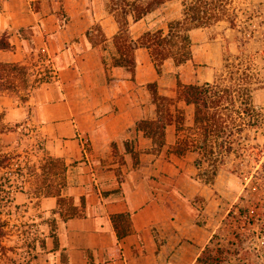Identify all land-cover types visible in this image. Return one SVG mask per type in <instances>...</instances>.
<instances>
[{"label": "crops", "instance_id": "0c3cea01", "mask_svg": "<svg viewBox=\"0 0 264 264\" xmlns=\"http://www.w3.org/2000/svg\"><path fill=\"white\" fill-rule=\"evenodd\" d=\"M145 28L141 19L128 33L135 40ZM117 31L104 0H0V39L9 44L0 62L50 69L24 106H0V122L38 123L47 156L66 166L59 194L77 208L63 218L53 212L57 196L39 199L55 224L34 264H198L215 235L221 203L191 176L193 153L169 152L175 126H166L159 151L133 129L154 117L146 84L160 76L144 48L134 50L132 70L113 65ZM179 105L190 124L192 107ZM120 214L129 215V232L118 239L111 217Z\"/></svg>", "mask_w": 264, "mask_h": 264}, {"label": "rangeland", "instance_id": "374dc122", "mask_svg": "<svg viewBox=\"0 0 264 264\" xmlns=\"http://www.w3.org/2000/svg\"><path fill=\"white\" fill-rule=\"evenodd\" d=\"M179 9V1L170 0L145 19L146 27L162 26L160 22L175 17ZM189 36L191 59L179 67L166 62L157 88L168 92L175 90L176 80L203 83L226 78V65L239 67V76H249L260 123L236 136L234 152L223 158L213 175L206 162L196 165L200 156L193 153L191 176L205 183L221 203L220 221L210 244L223 249L219 264H264V0H228L223 20L192 30ZM17 68L10 76L12 87L0 91L3 109L11 102L24 106L41 85L38 79L47 78L43 76L47 66L42 64L28 63L23 71ZM0 130V154L12 157L0 167V264H34L55 224L52 214L39 209V199L45 192L60 190L61 162L49 160L36 121L0 122ZM186 162L191 164V160ZM67 208L66 201L55 210L64 215ZM200 210L196 207L194 212ZM219 212L210 210L214 218Z\"/></svg>", "mask_w": 264, "mask_h": 264}, {"label": "trees", "instance_id": "16d2710c", "mask_svg": "<svg viewBox=\"0 0 264 264\" xmlns=\"http://www.w3.org/2000/svg\"><path fill=\"white\" fill-rule=\"evenodd\" d=\"M169 1L104 0L105 9L113 15L118 26L117 33L112 37L114 66L132 70L134 50L144 48L155 73L160 76L166 62L179 67L191 59L192 42L189 33L192 30L208 27L223 20L227 15L228 0H178L180 9L175 17L160 22L162 26L158 24L156 27L147 26L141 35L133 40L128 33L129 24L146 19ZM229 22L233 24L232 20ZM8 48L7 41L0 39V49ZM17 67L22 71L26 69L23 65L0 62V91H7L12 87L10 76L18 69ZM224 67L227 68L226 78L221 76L212 82L181 83L176 80L174 97L159 94L155 81L147 83L146 88L154 105V117L137 120L133 129L149 138L152 149L159 151L165 144L166 126L173 124L175 140L170 145L169 152L177 157L187 153L199 155L196 165L206 162L213 175L223 158L234 152L236 136L247 128H255L260 123L259 114L252 104L249 76L246 74L239 76V67L232 65ZM42 80L38 79V82ZM179 103L192 107L190 124H187L185 108ZM11 158L10 155L0 154V167L8 164ZM65 170L66 166L61 163V171ZM43 195L57 196L59 209L62 203L68 202L65 197L60 196L59 191L56 194L45 192ZM69 204L64 215L57 210L53 212L59 213L63 218L71 217L77 213V208L72 202ZM229 214L230 211L227 215ZM115 219L120 221V228L116 227ZM111 221L118 239L129 232L128 214L112 216ZM222 252V248L207 245L200 251L196 261L198 264H219L223 260Z\"/></svg>", "mask_w": 264, "mask_h": 264}, {"label": "built area", "instance_id": "2783aa9c", "mask_svg": "<svg viewBox=\"0 0 264 264\" xmlns=\"http://www.w3.org/2000/svg\"><path fill=\"white\" fill-rule=\"evenodd\" d=\"M47 70H48V71H50V69H49V68H48ZM47 70H46V71H47Z\"/></svg>", "mask_w": 264, "mask_h": 264}]
</instances>
